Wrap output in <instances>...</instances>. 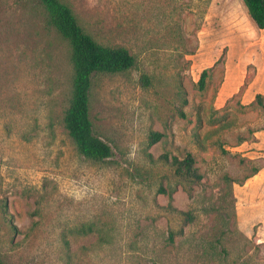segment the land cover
Masks as SVG:
<instances>
[{
  "label": "rangeland",
  "instance_id": "rangeland-1",
  "mask_svg": "<svg viewBox=\"0 0 264 264\" xmlns=\"http://www.w3.org/2000/svg\"><path fill=\"white\" fill-rule=\"evenodd\" d=\"M61 1L135 64L92 75L112 154L88 158L62 120L69 42L40 0H0L2 263L264 264V29L242 0ZM188 153L199 178L174 172Z\"/></svg>",
  "mask_w": 264,
  "mask_h": 264
},
{
  "label": "trees",
  "instance_id": "trees-1",
  "mask_svg": "<svg viewBox=\"0 0 264 264\" xmlns=\"http://www.w3.org/2000/svg\"><path fill=\"white\" fill-rule=\"evenodd\" d=\"M40 1L46 9L48 24L53 26L70 45L73 73L71 95L62 118L64 128L82 155L94 160H103L112 152L106 142L93 134L89 117L91 77L94 73H116L127 70L134 66L135 57L124 46L99 43L83 29L72 9L65 2L61 0ZM242 2L254 25L259 29H264V0H242ZM206 77L207 69H203L197 81L200 89L205 87ZM142 81L148 83V78L144 76ZM255 99L261 104L263 95L257 93ZM160 137L161 133L152 132L149 137L150 143H155ZM171 164L178 175L200 177L193 167L194 158L190 153L183 159L173 156ZM0 264H3L1 260Z\"/></svg>",
  "mask_w": 264,
  "mask_h": 264
},
{
  "label": "crops",
  "instance_id": "crops-1",
  "mask_svg": "<svg viewBox=\"0 0 264 264\" xmlns=\"http://www.w3.org/2000/svg\"><path fill=\"white\" fill-rule=\"evenodd\" d=\"M230 76H231L230 70L226 69L225 77H224V80L222 81V84H221V87H220V90H219L218 96H217V99L220 102L226 100V98H228L230 95H232L235 92L236 88H238L237 86L232 87L233 83L230 82ZM260 77L264 78V68L262 70Z\"/></svg>",
  "mask_w": 264,
  "mask_h": 264
}]
</instances>
